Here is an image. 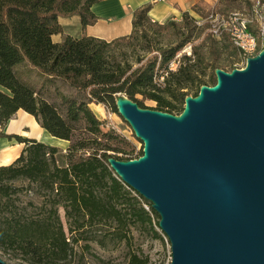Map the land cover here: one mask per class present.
<instances>
[{"label":"trees","instance_id":"obj_1","mask_svg":"<svg viewBox=\"0 0 264 264\" xmlns=\"http://www.w3.org/2000/svg\"><path fill=\"white\" fill-rule=\"evenodd\" d=\"M96 1L0 0V137L24 143L17 158L0 165V248L19 249L35 264L66 257L72 240L94 223L114 220L110 234L122 240L127 239L129 221L152 224V214L160 220L152 202L127 184L109 162L110 157H139L143 149L135 155L134 147L117 146L119 138L128 145L129 140L107 126L90 103H102L116 112L117 98L124 94L141 108L179 114L186 96L197 95L204 84H215L216 69L235 68L233 55L241 53L228 34L210 31L205 19L212 10L204 14L198 6L194 10L200 17L184 11L180 18L158 21L150 17L151 5L146 4L136 9L129 34L112 40L65 34L61 41L53 40L54 33L63 32L60 16L77 14L83 27L95 23L98 16L92 5ZM228 1L219 0L212 9H223ZM200 18L204 20L198 23ZM187 44L191 53L179 57ZM125 45L136 49L134 58ZM231 47L233 51H228ZM28 71L35 72L41 83L26 76ZM48 91L60 93L62 102L52 100ZM146 99L157 102L156 107ZM19 109L32 113L43 128L68 140V145L6 132L5 125ZM18 180L28 181L43 198L37 213L18 210L12 197V191L20 188ZM148 262V255L130 253L129 264ZM0 264L5 262L1 259Z\"/></svg>","mask_w":264,"mask_h":264},{"label":"water","instance_id":"obj_2","mask_svg":"<svg viewBox=\"0 0 264 264\" xmlns=\"http://www.w3.org/2000/svg\"><path fill=\"white\" fill-rule=\"evenodd\" d=\"M216 76L179 114L119 95L144 149L109 162L159 213L171 264H264V48Z\"/></svg>","mask_w":264,"mask_h":264},{"label":"rangeland","instance_id":"obj_3","mask_svg":"<svg viewBox=\"0 0 264 264\" xmlns=\"http://www.w3.org/2000/svg\"><path fill=\"white\" fill-rule=\"evenodd\" d=\"M251 5L247 3V0H229L227 3H223V9L208 7L203 10V13L212 10L221 13H228L232 10L239 9L244 12L251 10L253 5L261 0H250ZM263 4V3H262ZM229 5V6H228ZM211 11V12H212ZM201 12V14H203ZM208 17V16H207ZM200 39H196L195 42H198ZM138 46H141L139 43ZM129 52V56L134 58V53L136 51L132 46H126ZM191 44L185 45V47L180 51L181 53H191ZM232 47L228 49L231 51ZM233 51V50H232ZM225 58H228L227 52H225ZM233 58L237 60L234 67H244L246 62L244 60L243 54L238 53L234 54ZM176 66V65H175ZM227 71H231V67L227 66ZM26 74L24 73V76ZM26 76L32 79L33 82L40 84L42 79L37 77L38 75L35 72H29ZM64 88L62 87V90ZM66 93L69 91L64 89ZM193 92V90H191ZM49 96L52 100L57 103L62 102L60 93L48 91ZM146 103L150 106L157 105V102L154 100L146 99ZM92 109L98 117L105 119L109 122L111 126H114L117 131L122 135L127 137L130 145L126 143L125 140L117 142V146L121 149H129L134 147L136 153L142 148L144 149V142L135 134L132 126L128 121L119 113V111L111 110L102 103H90ZM58 138V137H57ZM60 141L56 145L61 146L64 139L59 138ZM16 184L20 185L19 190L12 191V197L18 203V210H21L23 214H33L41 210L40 205L42 204V197L39 194L31 189V185L28 181L18 180ZM129 189L130 194L137 195V193ZM141 200L142 198L139 197ZM34 200L32 205L30 202ZM144 203V202H143ZM145 205V203H144ZM49 208V206H47ZM146 207V206H145ZM61 215L64 219V226L68 240L71 237L68 224L66 222L64 209H60ZM153 223H143L141 221H129L127 229V239H118L110 234V231L113 229V226L116 222L112 219L105 220L102 222L94 223L92 226H89L84 229V231L79 232L78 237L75 240H72L70 247L68 249V255L64 258H48V260L43 261L39 264H129L130 253L136 251L141 255H148L149 262L148 264H171L172 260V246L171 242L166 235V233L161 229L160 224L157 223L159 218L152 214ZM0 258L5 262V264H35L32 263L27 255L21 252L19 249L0 248Z\"/></svg>","mask_w":264,"mask_h":264},{"label":"crops","instance_id":"obj_4","mask_svg":"<svg viewBox=\"0 0 264 264\" xmlns=\"http://www.w3.org/2000/svg\"><path fill=\"white\" fill-rule=\"evenodd\" d=\"M219 0H99L92 5V10L98 19L93 24L85 27L81 24L80 16L77 14L60 16L59 20L63 26V32L54 33L52 38L59 42L65 34L81 36L83 34L93 35L112 40L115 37L126 35L133 30V19L137 8L150 4L149 15L153 20L164 21L169 18H180L184 11H190L196 17H200L194 10L195 6L201 8L215 7ZM6 132L19 133L30 136L50 144H57L59 137L53 136L43 128L32 113L23 109L7 122L4 127ZM44 134V135H43ZM61 147H66L68 140L62 141ZM24 143L15 138L0 137V165L11 163L23 149Z\"/></svg>","mask_w":264,"mask_h":264},{"label":"built area","instance_id":"obj_5","mask_svg":"<svg viewBox=\"0 0 264 264\" xmlns=\"http://www.w3.org/2000/svg\"><path fill=\"white\" fill-rule=\"evenodd\" d=\"M203 20L200 18L197 22L201 23ZM205 20L209 22V29L215 35L219 36L222 33L229 35L234 45L243 54L245 62L248 57L256 55L264 48V4L260 1L253 5L248 12L239 9L232 10L228 13L212 11ZM260 37L262 38L261 42L259 40ZM173 63L175 67L176 63ZM106 125L111 126L107 121ZM145 206L149 208L147 204Z\"/></svg>","mask_w":264,"mask_h":264},{"label":"bare ground","instance_id":"obj_6","mask_svg":"<svg viewBox=\"0 0 264 264\" xmlns=\"http://www.w3.org/2000/svg\"><path fill=\"white\" fill-rule=\"evenodd\" d=\"M44 135V134H43Z\"/></svg>","mask_w":264,"mask_h":264}]
</instances>
